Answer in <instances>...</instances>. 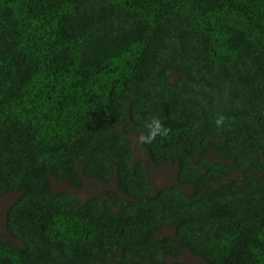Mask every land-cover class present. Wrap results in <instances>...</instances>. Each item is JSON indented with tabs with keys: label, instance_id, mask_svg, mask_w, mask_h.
Instances as JSON below:
<instances>
[{
	"label": "trees",
	"instance_id": "trees-1",
	"mask_svg": "<svg viewBox=\"0 0 264 264\" xmlns=\"http://www.w3.org/2000/svg\"><path fill=\"white\" fill-rule=\"evenodd\" d=\"M8 194L0 264H264V0H0Z\"/></svg>",
	"mask_w": 264,
	"mask_h": 264
},
{
	"label": "rangeland",
	"instance_id": "rangeland-1",
	"mask_svg": "<svg viewBox=\"0 0 264 264\" xmlns=\"http://www.w3.org/2000/svg\"><path fill=\"white\" fill-rule=\"evenodd\" d=\"M132 147L136 157L140 160L145 161V163L149 167L150 172V179L155 187H162L166 185L173 184L175 182V172L176 166L171 162H164L161 164H153L144 148L142 147L141 143L139 142L138 138L131 137ZM52 181V188L54 190L64 189L69 191H74L80 195L81 198H87L96 194H99L101 189L103 188V184L97 182L95 180H85L84 186L81 188H73L66 184L65 182L58 181L56 179H51ZM186 191L190 189L188 187H184ZM101 194V193H100ZM15 195H3L0 197V239H8L9 233L5 226V213L9 206L15 201ZM171 229H165L161 231L159 234H171ZM171 259V258H167ZM173 260H180V261H187V262H201L200 258H197L191 255L189 252H184L183 255L178 259Z\"/></svg>",
	"mask_w": 264,
	"mask_h": 264
},
{
	"label": "clouds",
	"instance_id": "clouds-1",
	"mask_svg": "<svg viewBox=\"0 0 264 264\" xmlns=\"http://www.w3.org/2000/svg\"><path fill=\"white\" fill-rule=\"evenodd\" d=\"M223 123L224 117H218L216 120L217 126L219 127ZM145 128L147 131L142 133L139 137V142L145 145L151 144L158 136H167L169 132L168 128L163 126L162 122L158 118H153L151 121L146 122Z\"/></svg>",
	"mask_w": 264,
	"mask_h": 264
}]
</instances>
